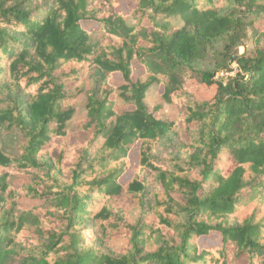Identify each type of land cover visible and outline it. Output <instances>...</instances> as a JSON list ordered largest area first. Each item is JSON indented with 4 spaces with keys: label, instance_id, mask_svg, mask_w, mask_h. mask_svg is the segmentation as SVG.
Instances as JSON below:
<instances>
[{
    "label": "trees",
    "instance_id": "16d2710c",
    "mask_svg": "<svg viewBox=\"0 0 264 264\" xmlns=\"http://www.w3.org/2000/svg\"><path fill=\"white\" fill-rule=\"evenodd\" d=\"M0 264H264V0H0Z\"/></svg>",
    "mask_w": 264,
    "mask_h": 264
},
{
    "label": "rangeland",
    "instance_id": "374dc122",
    "mask_svg": "<svg viewBox=\"0 0 264 264\" xmlns=\"http://www.w3.org/2000/svg\"><path fill=\"white\" fill-rule=\"evenodd\" d=\"M118 3H119V9L123 13H126V14L129 13L130 10L134 7V0H118ZM128 20L130 23L134 22V20L130 16H129ZM244 49L252 50L253 44L248 40L243 41V43H241L238 46V50L243 51ZM133 71L135 74H138V73L142 72V69L137 64H134ZM232 74H233V72L219 73L215 76V78L220 77V76H224V75H232ZM93 79H94V75L91 74V75H89L87 80L82 84V86L84 87V90H86L85 92H87L90 89ZM113 83L118 84V81L116 79H113ZM185 86L190 91V97L193 99H196L198 101L210 100L213 97V95L215 93V89H216L214 84L213 85H206V84L198 82L194 79L187 80ZM159 91H161L160 87L158 89L155 87H151L147 91L144 101H145V104L147 105V107L149 108V110H151L153 108V105L156 103L157 95H158ZM84 97H85V94L75 104V114L69 123L70 128L73 130L78 129L79 123L82 122L85 118ZM117 107L120 108L121 105L118 104ZM159 114H160V117L164 120H174L178 116V110L174 105L164 104ZM17 141H18V137H16V136H10L9 137V140H7V147L9 148V150H15V145H16ZM174 150L175 149H174V145L172 143V140H170V138H167V139L160 141V144L157 148L155 156L162 160V159H165V158L171 156L173 154ZM128 159H129V168H128L127 174L129 176L132 173V171L134 170V168L136 167L137 162H138V153H137L136 146L132 147L131 150L129 151ZM24 181H25L24 177H13L12 178V182L16 185H21L24 183ZM23 204L26 206H34V205H38L40 203L38 201H24ZM130 211H131L130 217L134 218L136 216L137 208H133ZM202 239L216 240L217 236L213 233H210L209 235L204 236ZM124 245H125V241L121 238H116L113 241V246H114L115 252H119L121 250V248L124 247Z\"/></svg>",
    "mask_w": 264,
    "mask_h": 264
}]
</instances>
